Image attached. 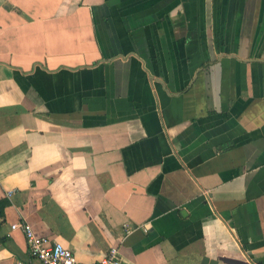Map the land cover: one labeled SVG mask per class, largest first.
I'll return each instance as SVG.
<instances>
[{"label":"crops","instance_id":"obj_1","mask_svg":"<svg viewBox=\"0 0 264 264\" xmlns=\"http://www.w3.org/2000/svg\"><path fill=\"white\" fill-rule=\"evenodd\" d=\"M22 223L79 264H264V0H0V264H41Z\"/></svg>","mask_w":264,"mask_h":264},{"label":"built area","instance_id":"obj_2","mask_svg":"<svg viewBox=\"0 0 264 264\" xmlns=\"http://www.w3.org/2000/svg\"><path fill=\"white\" fill-rule=\"evenodd\" d=\"M12 195V193H9ZM12 229L22 230L29 254L41 264H79L71 251L61 243L37 236L27 223L14 224ZM18 264H25L19 262ZM90 264H125L117 247H111L99 261Z\"/></svg>","mask_w":264,"mask_h":264}]
</instances>
